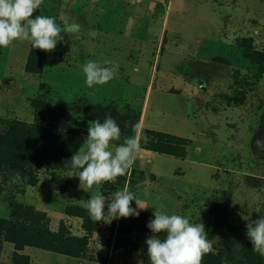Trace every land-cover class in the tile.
Wrapping results in <instances>:
<instances>
[{
  "label": "rangeland",
  "instance_id": "1",
  "mask_svg": "<svg viewBox=\"0 0 264 264\" xmlns=\"http://www.w3.org/2000/svg\"><path fill=\"white\" fill-rule=\"evenodd\" d=\"M109 1L95 8L91 0H45L37 15L58 22L66 15L82 30L62 33L52 53L29 42L0 48V264H74L66 256L88 262L95 257L94 235L107 239L98 240L101 255L114 237L116 249L131 255L138 245L131 236H152L147 224L154 217L116 218L99 230L101 222L79 202L126 184L152 207L162 203L169 214L203 223L209 239L222 238L223 246L206 253L202 264H264L247 238V224L264 215V0H173L168 13L147 3ZM88 10L102 23L80 16ZM110 40L118 43L112 57L119 75L90 89L83 63L114 61L105 48ZM38 101L72 108L73 116L109 105L122 131L117 144L142 121L151 138L141 141L142 149L165 143L182 157L137 158L116 183L82 188L78 177L65 175L68 160L59 158L54 132L43 128L37 145L26 135ZM88 127L82 120L63 133L66 156L76 154ZM157 132L175 138H157ZM180 139L190 143L183 147ZM55 178L69 184L66 192ZM143 260L150 262L147 252Z\"/></svg>",
  "mask_w": 264,
  "mask_h": 264
},
{
  "label": "clouds",
  "instance_id": "2",
  "mask_svg": "<svg viewBox=\"0 0 264 264\" xmlns=\"http://www.w3.org/2000/svg\"><path fill=\"white\" fill-rule=\"evenodd\" d=\"M45 0H0V48H9L17 42H29L34 49L47 53L56 50L63 34L75 35L82 25L66 15H37ZM88 88L104 86L119 75V64L106 61L86 60L82 68ZM143 122L132 126V135L123 137L115 119L110 115L103 122H89L85 142L70 161L65 163L68 178L78 177L80 185L99 188L104 183H116L119 177L130 174L138 154L143 150L141 141L147 144L150 137L144 134ZM135 201L139 210H147L127 184L111 196L105 197L98 191L88 200H80L94 222L107 221L109 217H138L140 211L133 208ZM107 207L108 212L105 213ZM155 211L147 227L153 233L146 239L150 264H202L203 256L223 246L219 236L209 239L203 223H192L189 216L169 214L165 205L151 207ZM163 235V238L161 236ZM247 238L253 250L264 256V215L247 224ZM142 251V250H141ZM143 264V262H139Z\"/></svg>",
  "mask_w": 264,
  "mask_h": 264
},
{
  "label": "trees",
  "instance_id": "3",
  "mask_svg": "<svg viewBox=\"0 0 264 264\" xmlns=\"http://www.w3.org/2000/svg\"><path fill=\"white\" fill-rule=\"evenodd\" d=\"M85 98L90 99L91 97L89 95H84ZM35 111H36V121L33 126L26 127V135L32 136L31 144H35L38 142L39 139V133L42 131L43 128H48L55 134V146H56V152L58 153L59 158H63L66 160H70L71 156H66L64 153L62 147V137L63 133H66L67 130L73 131L72 127L78 123L79 121L85 120L86 122L95 121L96 117L103 122L105 117L112 114V108L109 105L106 104H95L94 108L91 112L86 113H79V115L73 116L75 113L74 109L68 108L65 109L64 107H58L54 106L51 107L49 105H44L42 102H35ZM90 104V102H88ZM157 138H165V139H171L175 137H171L170 135H164L163 133L157 132L154 133ZM180 142L182 143V146H186L190 143L187 139H180ZM38 143H36L37 145ZM158 144V142H156ZM165 143L162 145H155L152 146L153 149L151 151L157 152L164 156H170L175 158H181V155L172 154L168 152L165 149ZM55 185L57 186L58 190L61 192H66L69 188V184L63 185L61 183V180L54 179L53 180ZM204 259H206V256H203ZM150 264V262H147Z\"/></svg>",
  "mask_w": 264,
  "mask_h": 264
},
{
  "label": "crops",
  "instance_id": "4",
  "mask_svg": "<svg viewBox=\"0 0 264 264\" xmlns=\"http://www.w3.org/2000/svg\"><path fill=\"white\" fill-rule=\"evenodd\" d=\"M74 1H76V3H78V2H82V1H85V0H74ZM102 1H104V4H106L105 6H107V4L108 3H110V1L109 0H91V2H93L94 3V6H95V8L96 7H98V6H102L101 4L103 3ZM93 6V7H94ZM104 6V5H103ZM93 14H95L94 12H92V15H91V13H90V11L88 10V11H85V12H82V13H80V16L82 17V18H86V16L87 15H89L90 17H88L89 18V20L91 21V22H94V21H97V23H102V18L101 17H98V16H94ZM92 16V17H91ZM111 19V23H110V21L109 22H106V24H114L116 21H114V20H117L116 18H113V17H111L110 18ZM114 19V20H113ZM129 20H131V18L129 17V18H125V19H123L122 21H124V22H128ZM87 21V20H86ZM109 24V25H110ZM168 25V24H167ZM113 27H114V25H113ZM99 37V36H98ZM110 37V35H108V38ZM114 38H116V36L114 35L113 36ZM110 39H111V37H110ZM97 44V43H96ZM117 46H118V43H116L115 42V40H113V41H109V42H107L106 43V45H105V48H106V50H107V52L109 53V56H111V59L112 60H114V57H112L113 55H114V50L115 51H117L118 50V48H117ZM169 48H170V50L171 51H173V47H172V45H170L169 46ZM92 48H90V51L92 52ZM114 61H116V60H114ZM122 64V63H121ZM120 68V67H119ZM189 86V85H188ZM187 87V86H186ZM190 88V87H189ZM187 89V91L189 90L188 89V87L186 88ZM190 91H191V89H190ZM106 95H110V94H106ZM112 95V94H111ZM143 120H144V123H145V109L143 110ZM84 144V142H81V143H79V145L77 146V148H76V150H77V152L79 151V149L82 147V145ZM158 155H161V154H159V153H156V152H152V151H150V150H145V149H143L139 154H138V156H137V158H139L140 160H143V161H152V159H154V158H156ZM152 172V171H151ZM153 173V172H152ZM153 174H155V173H153ZM145 183V182H144ZM151 184H153L154 186H155V189H156V183H152L151 182ZM149 186H151V185H149ZM145 188H148L147 190H149V191H151L152 192V194L155 192V189H151V187H145ZM138 190V189H137ZM133 194L136 196V192L134 193L133 192ZM105 197H109V196H111V195H104ZM139 200H141V202H142V204L143 205H145V206H147V207H150V208H148L147 210H139L138 208H137V205H136V203H135V201H133L132 202V207L133 208H137V210L138 211H140V213H143V214H147V215H151V216H153V213H154V211H152L153 210V208H151L152 206H153V203L154 202H149V201H146L145 199H142V198H140L138 195L136 196ZM107 212H108V209H107V207L105 208V213L107 214ZM112 219H113V217H109L108 219H107V221H102L101 223H100V225H99V230H101V228L103 229V228H106V226H108V223H111L110 221H112ZM113 223H114V225L116 224V218H114V220L112 221ZM114 225H113V227H110V230H109V232L110 231H114ZM104 230V229H103ZM97 235V234H96ZM95 236V235H94ZM93 236V238L91 239V240H93V241H96V242H98V243H96L95 244V249H96V252H95V257H93L92 258V260L91 261H88V262H85V260H81L80 258H74V257H70V256H66V257H69V258H72V259H74V261H73V263L74 264H139V262H143V264H148L147 262H145L144 260H143V256H144V254L147 252V244H146V237H142V238H144V240L142 241V240H136L135 239V234L134 235H132L131 236V239H133V241L134 242H136V244H138L137 245V248L133 251V253L131 254V255H125L124 253H122L121 251H119V250H117L116 249V240L117 239H115V237L114 238H110L109 239V246L107 247V250H106V252L104 253V255H101L102 253H103V251H100L99 249H98V246L100 245L99 244V242L100 241H98V240H100V239H102V240H107V239H104V235H102L101 237H99L100 239H98V238H95ZM105 242H107V241H105ZM102 244L104 243V242H101ZM97 246V247H96ZM142 250V251H141ZM64 256V255H63ZM66 263H68V262H66ZM65 263V264H66ZM64 264V263H63Z\"/></svg>",
  "mask_w": 264,
  "mask_h": 264
},
{
  "label": "built area",
  "instance_id": "5",
  "mask_svg": "<svg viewBox=\"0 0 264 264\" xmlns=\"http://www.w3.org/2000/svg\"><path fill=\"white\" fill-rule=\"evenodd\" d=\"M131 1L137 4L147 3L151 6L160 7V9L163 8L164 11L166 9L167 13L169 12L173 2V0H131Z\"/></svg>",
  "mask_w": 264,
  "mask_h": 264
}]
</instances>
